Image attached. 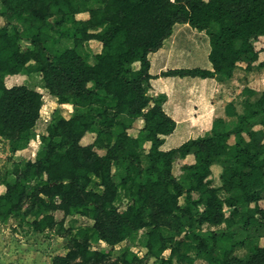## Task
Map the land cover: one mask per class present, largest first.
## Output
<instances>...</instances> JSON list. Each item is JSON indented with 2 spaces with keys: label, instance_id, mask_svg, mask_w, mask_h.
Wrapping results in <instances>:
<instances>
[{
  "label": "trees",
  "instance_id": "obj_1",
  "mask_svg": "<svg viewBox=\"0 0 264 264\" xmlns=\"http://www.w3.org/2000/svg\"><path fill=\"white\" fill-rule=\"evenodd\" d=\"M0 5V136L9 141L12 155L36 138L44 98L27 84L7 86L8 76L38 73L41 88L59 104L73 106L68 116L54 110L34 160L13 162L14 179L1 182L0 222L26 218L27 199L35 207L34 231L64 226L68 216L91 219L50 264H105L117 244L143 228H150L146 247L153 264H174L175 257L186 264L196 258L209 264H264V244L239 256L226 232L198 237L196 256L182 252L185 240H178L204 224L223 223L264 237V130L254 129L264 126V90L244 87L241 113L226 107V115L236 118L233 125L216 117L204 134L176 142L169 141L177 121L165 110L167 95L149 93L159 77L224 81L241 59L251 67L264 53V0H0ZM81 13L88 18H79ZM179 24L205 35L208 66L193 60L188 33L174 38ZM92 40L101 43L99 51L85 50ZM256 67L264 68V57ZM138 119L143 125L133 135ZM88 133L95 139L84 144ZM145 141L149 164L142 169ZM177 156L193 157L180 176L173 171ZM217 162L224 169L221 185L215 186L211 167ZM118 164L122 183L136 186L123 211L115 204ZM93 176L102 190L90 187ZM100 240L110 248H93ZM170 248L171 255L162 257ZM107 264L145 263L127 250L123 260Z\"/></svg>",
  "mask_w": 264,
  "mask_h": 264
},
{
  "label": "rangeland",
  "instance_id": "obj_2",
  "mask_svg": "<svg viewBox=\"0 0 264 264\" xmlns=\"http://www.w3.org/2000/svg\"><path fill=\"white\" fill-rule=\"evenodd\" d=\"M1 6V5H0ZM88 13H81L78 15L79 18L86 19L88 18ZM3 23V18L0 17V25ZM99 27H95V31H99ZM264 40V38H263ZM70 43V41H67ZM66 42V44H68ZM25 43L24 46H26ZM101 48V43L97 40H92L90 43H85V50L95 52L99 51ZM264 53H262L261 57L257 62L263 60ZM89 60L94 62L93 56L90 55ZM245 63H248L244 58L241 59L237 63L236 69L234 71L233 76L228 80L219 81L222 85L220 89L219 96L220 100L218 101V109L220 110L223 116L226 115V107L233 106L234 108L242 111L244 109L243 102L245 100V96L237 95L241 85L245 86V81L248 80L246 77V73L243 72ZM249 77H252L251 75ZM7 86H12L14 84H27L30 87L41 85V76L38 73H34L31 75L18 74L13 76H8L6 79ZM246 87V86H245ZM43 93L44 103L41 110L40 119L37 122L35 127L36 138L33 139L29 146L17 152L15 156L12 155L9 141L0 136V192L4 191L5 186L1 184V182L5 178H9L11 180L14 179V176L11 175V169L13 167V162L15 160L20 159H31L34 160L36 158V154L38 150L42 146V142L40 139V135L47 133V127L51 122L53 112L56 109H59L65 116H68L73 109L71 104H59L52 94L48 92L45 88L39 87V89ZM225 90V91H224ZM263 91V90H262ZM226 92V93H225ZM228 92L232 95H228ZM150 95L158 96L155 91L150 90ZM234 97V98H233ZM260 97V93L252 97V100L258 99ZM140 125L137 123L135 129H132L131 132L133 135H137ZM174 134L169 137L170 142H176V140H181L186 134ZM196 135V134H187ZM181 136V137H179ZM179 138V139H177ZM95 139V134L88 133L83 138L82 143L87 144L92 142ZM141 168L145 169L149 160L147 157L148 150L150 148V142H142L141 143ZM97 151L100 154H105L106 149L97 148ZM193 157L189 156L184 159L180 156H177L174 161L173 171L174 174L180 176L182 173V166L186 162H192ZM213 170V179L212 185H221V174L223 172V164L221 162L214 163L212 165ZM116 175L115 181L119 184L118 196L115 201L117 207L123 211L125 210L129 204L131 203V194L133 189L136 187L133 185L134 182L130 181L129 183L123 184L122 179L120 177V173L123 171L122 165H117L114 168ZM91 188L95 190H102V187L99 184V179L96 176H93V180L91 183ZM228 193L226 191H220V195L225 197ZM27 199L22 207V212L27 216L23 218V216H16L10 218L6 223L0 222V264H50L51 257L55 254L65 253L68 250V242L69 238L76 234L78 228L81 226H85L87 224L93 223V221L84 216H68L65 219L64 226L53 225L46 228L43 231H34L30 222L33 220L32 211L35 210ZM246 207H244L245 209ZM56 216L58 219L63 217V213L61 211L56 212ZM149 231L150 228H143L135 233L131 238L122 241L117 244L116 251L111 255L110 259L105 262L107 264L111 261H121L124 259L127 250H131L140 256L145 264H153L154 258L153 253H150L146 244L149 240ZM196 233L191 234V236L185 237L182 234L178 237V240H185L184 244L181 247L182 252H187V254L191 256H196V250L194 245L197 242L198 237L208 236L212 232H226L232 234L234 238V252L239 256L247 255L252 247L255 244H264V237L257 238L254 236V232L249 230H243L239 224H234L230 226L227 223L212 225V224H204L199 230H195ZM199 234V236L197 235ZM93 248L96 249H109L110 246L103 242L97 241L92 244ZM171 255V248L167 249L162 257L168 258ZM174 264H186L185 262H180L176 257L173 259ZM160 261H158V264ZM193 264H209L208 261L202 258H196Z\"/></svg>",
  "mask_w": 264,
  "mask_h": 264
},
{
  "label": "crops",
  "instance_id": "obj_3",
  "mask_svg": "<svg viewBox=\"0 0 264 264\" xmlns=\"http://www.w3.org/2000/svg\"><path fill=\"white\" fill-rule=\"evenodd\" d=\"M188 26V24H179L175 30L174 38L182 32L188 33L190 38L194 40L193 60L198 65L208 66L207 61H205L208 53L205 35L192 32ZM257 64L259 62H255L251 67H247L248 64L245 63L244 69L246 70L243 72L246 73V77L248 78L245 81V86L262 91L264 90V68L256 67ZM250 75L252 77H249ZM152 84L153 86L150 90L155 91L158 95H167V101L164 104L165 110L177 121V127L172 134H186L183 137H186L187 134H204L211 127L212 121L216 117H224L229 125H233L236 121L235 117L223 116L224 114H221L218 109L217 103L220 100L219 92L223 84L221 85L215 78L159 77L152 80ZM228 85L223 86L227 88ZM245 86L241 85L236 96L240 94L242 96V90ZM33 87L38 90L40 86ZM228 95L232 94L228 92ZM237 111L240 113L243 112V110L240 111L238 109ZM137 123L141 127L143 120L138 119ZM254 129L264 130V126L258 124Z\"/></svg>",
  "mask_w": 264,
  "mask_h": 264
}]
</instances>
